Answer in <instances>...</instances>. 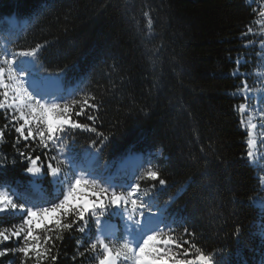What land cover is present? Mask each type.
<instances>
[{"label": "trees", "instance_id": "trees-1", "mask_svg": "<svg viewBox=\"0 0 264 264\" xmlns=\"http://www.w3.org/2000/svg\"><path fill=\"white\" fill-rule=\"evenodd\" d=\"M253 8V0H0L1 43L12 50L43 44L38 56L48 73L63 69L65 89L84 86L102 100L98 127L108 140L99 158L87 163L95 135L77 131L79 160L127 177L119 170L127 157L151 159L167 181L163 188L156 182L153 191L161 203L171 202L169 215L180 222L176 234L187 227L199 247L227 264H264V210L257 204L264 191L258 166L246 156L236 110L244 102L237 95L241 78L233 75L237 58L249 61L242 72L255 66L256 47L244 48L241 39L256 18ZM11 15L27 24L9 28L5 17ZM14 136L6 133L0 143V159L9 161L0 181L40 202L54 191L51 177L34 186L27 161L12 146ZM18 219L0 216V226ZM116 227L123 224L117 220ZM64 236L56 264H95L90 254L73 260L79 233ZM0 262L19 264V258L9 254Z\"/></svg>", "mask_w": 264, "mask_h": 264}, {"label": "snow or ice", "instance_id": "snow-or-ice-1", "mask_svg": "<svg viewBox=\"0 0 264 264\" xmlns=\"http://www.w3.org/2000/svg\"><path fill=\"white\" fill-rule=\"evenodd\" d=\"M252 11L264 21V0ZM145 16L151 32L152 19L148 13ZM258 26L262 29L258 45L247 39L258 35L251 24L245 26L241 39L244 48L258 46L264 52V23ZM42 47L12 50L5 46L0 50V116L4 120L0 143L6 133L14 132L12 146L27 161L25 172L34 178V186L36 180L50 176L54 187L51 194L41 195L40 202H33L10 183L0 181V216L19 217L0 226V257L18 256L19 264H56L64 234L76 232L80 237L73 260L90 254L95 264H227L223 256L199 247L195 233L187 227L176 234L180 222L169 215L171 202L161 203L153 191L158 185L165 187L167 181L151 159L145 160L142 171L127 177L111 174L107 166L102 170L86 167L79 160L74 150L77 131L95 135L87 149L93 159L99 158L108 140L98 127H102L103 103L84 86L63 88L64 70L48 73L43 68L38 56ZM234 63L233 75L241 78L237 95L244 100L236 110L245 127L246 156L251 164L257 155L254 117L264 129V88L257 90L248 84L252 74L241 71L248 59L237 58ZM53 86L55 91L50 90ZM256 91L260 106L253 112L247 102ZM70 140L73 147H69ZM38 149L43 160L40 154L33 156ZM8 163L7 157L0 159V169ZM10 163L15 165L16 159ZM142 182L151 184L142 188ZM112 217L121 219V230L110 223ZM239 232L237 228L235 234Z\"/></svg>", "mask_w": 264, "mask_h": 264}, {"label": "rangeland", "instance_id": "rangeland-1", "mask_svg": "<svg viewBox=\"0 0 264 264\" xmlns=\"http://www.w3.org/2000/svg\"><path fill=\"white\" fill-rule=\"evenodd\" d=\"M253 2L255 4V8L258 9L260 4H261V0H253ZM6 21L8 22L9 27L11 28L12 24H14V23L11 22V19L7 18V17H6ZM259 23H264V21H260V18L256 14V18H255L254 22L252 23V27H253L254 32L258 33V35H256L255 37H252V39L256 40L257 45L259 44V41L261 39V36L259 35V33L262 31V29L258 26ZM5 46H6V44H3L0 42V50H2ZM255 47L258 51L256 54L257 58L255 60V66L254 65L250 66V68L253 69L251 72V73H253V76H252V80L250 79L247 82L253 89L259 90L261 88H264V75H262V74H264V52H262L258 46H255ZM253 66L255 68H253ZM52 91H55V89H52ZM259 95H260L259 91H256L254 94H250L251 98L247 102L250 109L253 112L255 111V109L258 106H260L259 100H258ZM252 122L257 124V128L255 130H253V138L256 139V141H257V149H256L257 155H256V160L254 163L256 166H258L259 177L261 179L262 177H264V144H261V141H264V129L259 127L260 121L258 118L254 117ZM135 159L136 160L133 162L127 161V163H124L127 160L126 159L119 166V170H121L125 173L128 172V174H127L128 176L130 175L131 171H132V173L135 172V170H133V169H136V171L138 169L142 171L143 168L141 166L144 164L145 160L142 163V161H140L141 160L140 157H139V159L137 157ZM89 161H90V158L88 159L87 163H89ZM261 183H262V188L264 191V180L261 179ZM36 186L38 187V186H40V184H38ZM261 201H264V194L257 199V204L264 210V204H262ZM117 220H119L120 224H123L119 217H112L111 221H110V223L112 225H114L116 229H117V227H116ZM0 264H10V262H7V263H5V262L1 263L0 262Z\"/></svg>", "mask_w": 264, "mask_h": 264}, {"label": "bare ground", "instance_id": "bare-ground-1", "mask_svg": "<svg viewBox=\"0 0 264 264\" xmlns=\"http://www.w3.org/2000/svg\"><path fill=\"white\" fill-rule=\"evenodd\" d=\"M10 19H11V22H13V19H12V18H10ZM55 87H56V86H53L50 90L54 89ZM136 157L139 159L140 156H139V155L130 156L129 158H127V160H126L125 162H124V161H123V162H124V163H127V161H132V162H133V161L136 160V159H135Z\"/></svg>", "mask_w": 264, "mask_h": 264}, {"label": "water", "instance_id": "water-1", "mask_svg": "<svg viewBox=\"0 0 264 264\" xmlns=\"http://www.w3.org/2000/svg\"><path fill=\"white\" fill-rule=\"evenodd\" d=\"M139 155H142V154H139Z\"/></svg>", "mask_w": 264, "mask_h": 264}]
</instances>
